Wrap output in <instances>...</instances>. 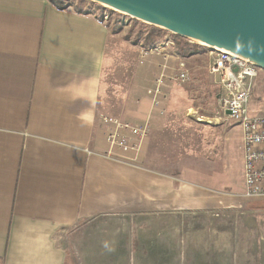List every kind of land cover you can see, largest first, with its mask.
Returning <instances> with one entry per match:
<instances>
[{
    "label": "crops",
    "instance_id": "crops-1",
    "mask_svg": "<svg viewBox=\"0 0 264 264\" xmlns=\"http://www.w3.org/2000/svg\"><path fill=\"white\" fill-rule=\"evenodd\" d=\"M111 38L72 6L0 0V264H264V230L167 231L169 210L199 208V194L215 189L169 171L168 148L152 144L159 130L138 154L115 150L136 164L105 156L99 100ZM240 164L243 191L242 155ZM116 216L137 230H104Z\"/></svg>",
    "mask_w": 264,
    "mask_h": 264
},
{
    "label": "rangeland",
    "instance_id": "rangeland-1",
    "mask_svg": "<svg viewBox=\"0 0 264 264\" xmlns=\"http://www.w3.org/2000/svg\"><path fill=\"white\" fill-rule=\"evenodd\" d=\"M62 2L93 12L111 31L112 38L101 79L99 119L116 118L137 126H146L150 120L167 122V128L148 126V133L159 130L155 132L152 144L156 150L160 144L168 148L169 171L182 172V178L195 182L201 191L215 189L199 194L203 197L199 208L169 210L167 231L233 234L264 230V206L263 209L259 206L245 210L238 203L244 201L249 205L257 199L241 197L242 150L239 145L242 132L233 120L218 113V88L209 74L210 53L215 49L182 37L178 40L177 35L167 30L104 6L106 9L99 10L94 6L96 3L90 4L88 0ZM151 33L156 36L147 49L146 37ZM169 37L174 40L175 46H164ZM159 44L163 46L161 54L152 52ZM182 45L186 46L189 54L180 52ZM143 52L150 55L141 57ZM176 56H180V61ZM179 62L185 63L190 79L177 85L171 79L178 73ZM158 79H163L160 86ZM249 108L254 115H264L263 70L256 78ZM155 155L159 158L158 152ZM225 194L229 196H221ZM221 198L225 199L223 204H219ZM256 210L262 213H256ZM132 218L106 217L104 230L111 227L120 232L137 230ZM156 226L159 230V225ZM90 228L88 225L84 230L89 231ZM217 242L221 243L220 251L223 253V240Z\"/></svg>",
    "mask_w": 264,
    "mask_h": 264
},
{
    "label": "built area",
    "instance_id": "built-area-1",
    "mask_svg": "<svg viewBox=\"0 0 264 264\" xmlns=\"http://www.w3.org/2000/svg\"><path fill=\"white\" fill-rule=\"evenodd\" d=\"M164 46H175V42L169 37ZM161 49L163 46L159 44L152 52L161 54ZM147 55H150L149 52H143L141 57ZM176 57L180 61V56ZM262 70L250 60L226 50L210 53L209 74L218 88V113L233 120L242 132L240 148L244 188L241 197L248 199H264V115H254L249 108L256 78ZM189 79L190 73L185 63L179 62L178 73L171 80L180 85ZM162 81L163 79H158V86ZM102 123L110 147L105 156L114 160L135 162L134 159L115 153V150L138 154L148 135V125L137 126L108 117H104Z\"/></svg>",
    "mask_w": 264,
    "mask_h": 264
},
{
    "label": "water",
    "instance_id": "water-1",
    "mask_svg": "<svg viewBox=\"0 0 264 264\" xmlns=\"http://www.w3.org/2000/svg\"><path fill=\"white\" fill-rule=\"evenodd\" d=\"M264 70V0H88ZM208 46V47H209Z\"/></svg>",
    "mask_w": 264,
    "mask_h": 264
},
{
    "label": "trees",
    "instance_id": "trees-1",
    "mask_svg": "<svg viewBox=\"0 0 264 264\" xmlns=\"http://www.w3.org/2000/svg\"><path fill=\"white\" fill-rule=\"evenodd\" d=\"M52 3H54L57 7H59V8H65V7H67V5H65L63 2H62V0H50ZM82 1H86V0H82ZM90 4H94V3H90ZM96 8H98L99 10L101 9V10H103V9H106V8H104V7H102V6H100V5H98V4H96V5H94ZM79 13H82V14H94L93 12H91V11H88V10H84V9H80V8H75ZM102 21V20H101ZM154 36H156L155 35V33H151L150 35H148L147 37H146V39H147V44H148V46H147V49L148 48H150V46L152 45V43H153V41H151V40H153V37ZM177 39L178 40H181V38L179 37V36H177ZM180 52L183 54V55H187V54H189V52H188V49L186 48V46H184V45H182L181 46V49H180Z\"/></svg>",
    "mask_w": 264,
    "mask_h": 264
},
{
    "label": "bare ground",
    "instance_id": "bare-ground-1",
    "mask_svg": "<svg viewBox=\"0 0 264 264\" xmlns=\"http://www.w3.org/2000/svg\"><path fill=\"white\" fill-rule=\"evenodd\" d=\"M200 44L205 45V46H209V45H206V44H204V43H200ZM209 47H212V46H209ZM212 48H214L215 50H221V49L216 48V47H212Z\"/></svg>",
    "mask_w": 264,
    "mask_h": 264
}]
</instances>
